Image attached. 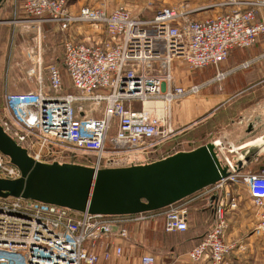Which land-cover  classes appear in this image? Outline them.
Here are the masks:
<instances>
[{
    "label": "built area",
    "instance_id": "1",
    "mask_svg": "<svg viewBox=\"0 0 264 264\" xmlns=\"http://www.w3.org/2000/svg\"><path fill=\"white\" fill-rule=\"evenodd\" d=\"M20 6L34 26L49 24L65 32L82 24L102 37L62 43V67L73 92L64 89L57 63L43 66V49L37 43L27 72L35 88L4 95L0 125L35 161H55L65 152L61 146L68 145L92 156L85 166L95 170L145 164L134 163L135 153L147 155L154 142L172 133L170 106L198 94L204 85L178 86L174 63H184L190 71L217 68L234 50L249 49L264 37V0L200 20L193 19L185 5L161 8L151 19L134 17L121 6L111 12L82 6L73 15L68 0H21ZM262 58L264 52L240 66ZM226 75L217 71L212 81ZM19 177L20 171L0 153V178ZM239 186L254 211L251 234L264 239V168L257 173L244 169L194 196L217 198L211 205L210 230L186 253L189 263L230 264L229 258L243 247L240 241L226 240L229 219L240 206ZM191 201L193 197L161 212L166 233L187 230ZM143 218L90 215L0 198V264H98L119 258L128 238L127 223ZM140 264L157 262L143 253Z\"/></svg>",
    "mask_w": 264,
    "mask_h": 264
},
{
    "label": "water",
    "instance_id": "2",
    "mask_svg": "<svg viewBox=\"0 0 264 264\" xmlns=\"http://www.w3.org/2000/svg\"><path fill=\"white\" fill-rule=\"evenodd\" d=\"M5 1L0 0V8ZM242 123L240 119L230 133L190 151H179L149 164L100 170L35 161L0 125V153L20 171L15 180L0 178V198L109 217L159 213L264 156V116L259 113L244 127H238ZM216 198L211 197L209 204Z\"/></svg>",
    "mask_w": 264,
    "mask_h": 264
},
{
    "label": "rangeland",
    "instance_id": "3",
    "mask_svg": "<svg viewBox=\"0 0 264 264\" xmlns=\"http://www.w3.org/2000/svg\"><path fill=\"white\" fill-rule=\"evenodd\" d=\"M230 1L237 4L233 5ZM248 1L250 0H98L97 7L112 10L121 6L127 8L134 17L151 19L161 8L185 5L193 19H201L237 9L240 4ZM20 4L21 0H6L0 8V122L4 115L3 97L5 94L26 92L35 88V85L31 83L32 78L27 77V72L33 64L30 62V55L34 54L32 52L36 48V44L41 43L44 54L42 56L43 66L46 67L55 63L56 58L62 61V43L68 39L67 32L69 30L61 32L56 26L52 27L54 25L49 24H42L40 27L34 26L23 15ZM74 9H78V7ZM81 25L78 24L77 26ZM58 65L61 66L60 62ZM62 73L64 89L73 92L68 77L64 72ZM229 115L230 111L225 110L221 112L219 117H214L195 129L192 128L186 134L175 135L171 133L165 139L157 140L149 147L150 151L147 155L137 151L135 156L138 160L134 163L149 164L179 151H190L196 145L212 141L216 137L215 135L230 133L231 126L227 120ZM61 148L65 152L59 154L55 161L46 163L89 165L88 161L93 159L89 154L75 150L68 145H63ZM51 159L53 158L48 160ZM236 192L239 195L240 204L246 202L250 205L246 191L242 186H239ZM190 204V208L193 207V201ZM163 221L164 216L161 213H154L144 214L143 219L127 223L128 239L123 241L121 256L117 260L115 259L113 263L117 264L123 260L120 264H135L136 259L142 253H152V249L160 247V243L167 239L163 236ZM175 239L172 237L171 242H174ZM182 239L184 240V238ZM252 245L255 244L252 243ZM249 255L244 261H238V264H264V261L256 256L255 251ZM231 259H229L230 264H232Z\"/></svg>",
    "mask_w": 264,
    "mask_h": 264
},
{
    "label": "crops",
    "instance_id": "4",
    "mask_svg": "<svg viewBox=\"0 0 264 264\" xmlns=\"http://www.w3.org/2000/svg\"><path fill=\"white\" fill-rule=\"evenodd\" d=\"M97 1L68 0V9L71 14L75 15L82 6L97 7ZM76 7L78 9H74ZM112 10L106 11L111 12ZM67 34L68 39L77 42L84 41L87 36L92 40H100V37H102L100 31L94 30V28L88 27L87 25L74 26ZM263 52L264 37L260 38L249 49L234 50L229 58L220 63L217 68L208 66L201 70L190 71L186 64L174 63L173 74L175 83L178 86L188 88L193 84L204 85L198 94L187 96L170 106L172 133L175 135L186 134L192 128L195 129L199 125L210 121V119L219 117L221 112L225 110L230 111V115L227 118L230 123L229 126H233L240 119L243 120V125L238 124L240 128L245 126L250 117L253 118V116L259 113L264 116V58L255 60L250 66H240L244 62L254 60ZM217 71L227 73L224 80L220 82L212 81ZM204 144L206 143L201 145ZM201 145H196L193 149ZM245 169L251 171L249 166ZM198 208V201L193 196V219L189 228L190 230L182 235L185 236L189 233L195 235L199 232V229L194 228L199 222H197L196 214ZM254 222V211L246 202L241 203L239 210L234 212L230 217L226 240L240 241L243 244V247L234 252L229 258H232V264H238V261H244L249 253H253L254 251L256 256H259L264 261V239H257L251 234V228ZM195 230L197 231L194 232ZM182 235L163 233V236L168 240H163L160 243V247L151 250V254L155 257L158 264L170 263L173 260H178L181 264H191L187 261L186 253L194 241L191 244L188 242L185 243L182 239L185 237ZM172 237L176 238L174 242H171ZM252 243L255 245L253 246ZM258 243L260 244L257 246ZM141 255L136 259L135 264H140ZM115 259L117 260L118 258L113 256L108 261L100 260L98 264H114L113 261ZM122 261L120 260L117 264H120ZM197 264L210 263L201 262Z\"/></svg>",
    "mask_w": 264,
    "mask_h": 264
},
{
    "label": "trees",
    "instance_id": "5",
    "mask_svg": "<svg viewBox=\"0 0 264 264\" xmlns=\"http://www.w3.org/2000/svg\"><path fill=\"white\" fill-rule=\"evenodd\" d=\"M154 16V15H153ZM152 16V18H153ZM55 63H59L61 64L60 69L62 72H64L63 67H62V61L58 60L57 58L55 59ZM63 74V73H62ZM264 168V156H262L258 161H256L255 163L251 164L249 166V169L253 172V173H257L259 172L261 169ZM198 201V210L196 211L197 214V224L194 227L195 229H199V232H197L195 235H193V233H189L187 235H185L184 241L185 243H190L194 241V243H192L189 247V249L187 250V252L194 246L198 245L202 239L204 238V236L206 235V233L210 230L212 223H213V212H212V208L211 205L209 204V202L207 200H202V199H197ZM208 202V203H207ZM191 205V204H190ZM193 207H189L188 210V228L186 231L181 232V233H166L164 231L163 228V232L165 234H186V232H188V230H190V226L189 223L191 220V218L193 219V211L192 210ZM161 213V212H159ZM158 214V213H156ZM164 224V221H163ZM128 229V228H127ZM197 230H195L194 232H196ZM128 236H129V230H128ZM128 239V238H127ZM147 253V252H145ZM143 254V253H142ZM151 254V253H150ZM152 255V254H151ZM174 261V260H173ZM173 261H171L170 263H172ZM157 262V261H156ZM170 263H166V264H170ZM158 264V263H157Z\"/></svg>",
    "mask_w": 264,
    "mask_h": 264
},
{
    "label": "bare ground",
    "instance_id": "6",
    "mask_svg": "<svg viewBox=\"0 0 264 264\" xmlns=\"http://www.w3.org/2000/svg\"><path fill=\"white\" fill-rule=\"evenodd\" d=\"M146 106H151V104H148V105H146Z\"/></svg>",
    "mask_w": 264,
    "mask_h": 264
}]
</instances>
